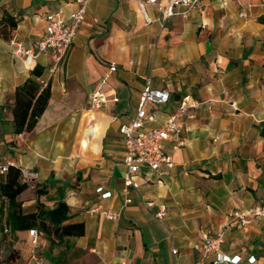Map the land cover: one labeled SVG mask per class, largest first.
I'll list each match as a JSON object with an SVG mask.
<instances>
[{
  "label": "crops",
  "instance_id": "crops-1",
  "mask_svg": "<svg viewBox=\"0 0 264 264\" xmlns=\"http://www.w3.org/2000/svg\"><path fill=\"white\" fill-rule=\"evenodd\" d=\"M136 1L91 0L66 59L50 72L48 52L27 67L9 41L36 48L44 16L69 17L75 0H0V160L35 175L19 198L23 215L61 199L68 207L62 226L83 229L58 239L48 221L37 222V251L46 264H212L214 255L203 258L201 247L205 236L220 234V252L264 264V218L245 231L232 218L264 206V0H206L166 20L147 6L149 24ZM35 66L50 97L34 125L13 134L15 90ZM103 79L107 103L90 110L89 96ZM146 82L169 94L165 104L145 105L154 117L148 129L161 127L186 96L197 107L187 113L193 118L180 119L190 129L183 143H163L174 167L143 169L125 206L120 127L135 118ZM42 188L45 194L35 193ZM98 188L110 196L101 198ZM159 207L162 221L154 217ZM94 208L119 216L108 220ZM31 251L27 230L12 231L2 220L0 264H26Z\"/></svg>",
  "mask_w": 264,
  "mask_h": 264
},
{
  "label": "built area",
  "instance_id": "built-area-1",
  "mask_svg": "<svg viewBox=\"0 0 264 264\" xmlns=\"http://www.w3.org/2000/svg\"><path fill=\"white\" fill-rule=\"evenodd\" d=\"M91 0H75L77 9L70 14L69 17L63 18L60 14H47L44 16L46 22L44 35L39 40L36 48L26 50L23 46L12 37L9 41L11 54L14 58L19 59L27 67L33 65V62L40 54L49 53L53 59V66L50 72H54L66 59L68 50L72 45L78 31L80 30L87 12L88 4ZM127 1V0H122ZM206 0H137V7L146 24L152 22V19L146 12L147 6L156 7L162 19L166 20L174 15L185 16L190 10L201 9ZM221 6H227L229 3L238 0H216ZM114 68L110 67V71ZM40 84L45 87L47 82L40 80ZM105 79H103L98 88L89 96V109L98 110L107 103V99L103 93ZM169 99V94L165 90H156L150 87V83L146 82L139 98V103L135 118L120 127V133L123 136V165L125 173L123 176V193L125 197L124 205L131 204L132 200L127 197L128 190L138 189L140 184L138 178L143 169L151 174H160L163 167L171 169L174 163L171 158L166 155L163 149V143L168 140H174L177 144H182L181 134L190 129L184 125L180 119L184 116L193 118V115H187L188 111L197 107V103L190 100L189 96L181 99L177 112L168 117L164 124L159 128H146L145 122H152L153 116L147 115L145 105L147 103L162 105ZM9 166L17 167L20 171L24 183H31L35 179V175L26 168H19L12 162L3 163L0 160V181L7 173ZM101 198H108L109 193L103 192L102 188L96 189ZM153 202H147V207H152ZM99 212L108 220H115L119 214L110 210H99L94 208L90 212ZM157 221H162L165 217V209L159 207L154 215ZM234 223L239 222L245 231L251 220L256 218H264V206L248 210L246 212L234 213ZM28 243L32 248L29 260L26 264H46L44 258L38 253L41 233L37 229L27 231ZM222 236L219 234L215 238L204 237L201 247L202 257L206 258L214 255L215 259L212 264H254L256 259L254 256H248L242 259L238 255L230 256L220 252ZM172 254H176V250H172ZM18 264V263H13Z\"/></svg>",
  "mask_w": 264,
  "mask_h": 264
},
{
  "label": "trees",
  "instance_id": "trees-1",
  "mask_svg": "<svg viewBox=\"0 0 264 264\" xmlns=\"http://www.w3.org/2000/svg\"><path fill=\"white\" fill-rule=\"evenodd\" d=\"M12 27H14L12 25ZM42 68L35 66L29 77L22 85L16 88L12 107V133L20 134L29 130L35 120L44 112L50 97L49 85L43 87L39 79ZM27 190L26 183L20 182V171L17 167L9 166L7 173L0 181V224L2 220L12 231H25L30 229L41 230L37 222H49L54 227L53 234L60 239L63 236H78L82 234L81 226H62L68 218V207L58 199L50 210H44L37 204V212L23 215L21 212L20 196ZM38 195L45 194V189H37ZM4 211L6 218L3 219ZM43 230H46V226ZM12 253L7 257L9 260Z\"/></svg>",
  "mask_w": 264,
  "mask_h": 264
}]
</instances>
